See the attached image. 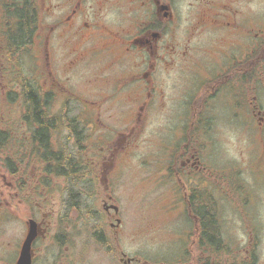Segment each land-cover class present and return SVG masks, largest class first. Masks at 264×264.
Instances as JSON below:
<instances>
[{
    "label": "flooded vegetation",
    "instance_id": "af4514ba",
    "mask_svg": "<svg viewBox=\"0 0 264 264\" xmlns=\"http://www.w3.org/2000/svg\"><path fill=\"white\" fill-rule=\"evenodd\" d=\"M37 4L40 25L33 46L44 85L12 79L19 91L5 97L14 104L22 101L26 110L10 114L8 130H0V161L7 163V174L0 172V193L8 194L11 214H22L11 200L28 203L22 215L24 239L27 222L38 223L32 264H155V253L152 262L139 248L128 254L127 224L117 193L136 142L129 136L140 132L147 115L164 103L159 83L175 69L184 74V84L172 95L174 110L167 126L158 121L154 131L157 140L170 146L167 152L155 147V154L160 172L177 182L169 199L176 200L173 221L184 239L173 260H157L256 264L264 228V12L255 0ZM0 19L5 22L1 10ZM7 27L5 23L0 30L3 57L9 50ZM65 56L70 69L87 64L88 75L79 84L87 87L71 89L67 74L64 81L57 77ZM69 89L92 104L100 97L107 100L68 122L58 102L68 100ZM31 94L43 111L28 109ZM104 103L109 110L127 106L118 112L125 121L122 130L106 123L103 117L110 121L113 114L106 117ZM223 118L236 137L234 152L215 145L223 139L214 121ZM77 121L91 128L87 159L79 149L82 131ZM64 130L76 148L71 157L58 139ZM215 160L220 164L213 165ZM65 180L76 189L66 202ZM54 198H60L55 206ZM164 221L169 227L167 217ZM46 241L51 256L38 262ZM131 242L137 243L135 238ZM153 243L155 252V238Z\"/></svg>",
    "mask_w": 264,
    "mask_h": 264
},
{
    "label": "rangeland",
    "instance_id": "374dc122",
    "mask_svg": "<svg viewBox=\"0 0 264 264\" xmlns=\"http://www.w3.org/2000/svg\"><path fill=\"white\" fill-rule=\"evenodd\" d=\"M255 2L256 6L264 12V0H255ZM255 16L257 18L261 17V15L257 13ZM0 21L2 20L0 19ZM5 23L6 22L4 21L0 23V30H2ZM63 42L66 47V43L68 41L63 39ZM36 48L37 47L31 45L18 49L17 51L13 50L12 53H9L8 51L7 56L5 57L0 56V69L3 72V77L0 80V130H8L9 120L7 117L10 116V114L26 110L22 101L14 104L10 103V99L5 97L6 94L8 95V93H11V90L13 89L19 91L17 84L12 79H15L16 81L22 80L24 82H31L37 86L44 85L43 82H41L42 69H40L39 62L35 57ZM69 48L70 47H68V50ZM65 53L68 52L66 51ZM68 63V56H65L63 66L60 68L61 71H58L57 77L63 79L60 81H64L66 80L67 74L69 77V80L66 81L68 87L76 89V87L81 83L82 77L85 78L88 75L87 64H80L76 68L70 69ZM183 75L184 74L180 73L178 69H175V71L171 73L164 74L163 79L160 80L159 95L164 96V103L159 105V109H156L153 112L151 111V113L147 115V120L140 132L137 131L133 136H129L135 138L136 142L132 148L131 154L128 156L127 168L123 167V172L126 178L124 179L125 183H123L117 193L118 201L127 224L128 254H133V251L139 248L149 262H152L155 253V264H161L159 260H157L160 258H162L165 263L173 260L174 257L177 256L179 245L184 239V234L178 231V226L173 221V217L176 212V200L173 202L172 199H169L171 198V191L177 189V182L167 173H161L160 167L156 162L157 155L155 154V147L163 152H167L170 143L168 141H164L163 143L160 142L157 140L159 139V136L154 134L158 121L159 123L164 124V127L167 126L168 118L171 117V113L174 110L173 103L175 102L172 99V95H178L181 91L180 85L184 84L185 80V78L182 77ZM3 85L6 87L2 88ZM82 86L87 87L88 85L84 84L79 85L78 87ZM71 89H69L70 94H68V100L64 99L62 102H58V110L64 114V119L68 120V122H71V119L79 112L87 111L92 106L97 107L100 105L99 102L102 104L106 99L100 97L99 99H96L97 101L95 104H92L89 102V97L76 95L74 94L75 90ZM3 92L5 95H3ZM73 95L77 97H73L75 99H72ZM81 98H83V101ZM104 105L103 112H107L106 117H108L110 113L113 114L110 121L103 117L106 123L111 125L115 131L122 130V126L125 121L122 119L121 115L118 114V112L125 111V107L127 106L123 105V110H109L107 109L109 104L104 103ZM64 122L66 126V121L64 120ZM214 123L215 127L218 129V137L223 139L221 142L217 141L215 145L220 149L223 148L234 152V148L237 143L230 121L223 118L221 120L218 119L217 121H214ZM77 124L82 131L79 135L81 144V148L79 147V149L81 150L83 157L87 159L86 154L89 152V143L87 138L89 134H91V128L78 121ZM106 132H108V130H106ZM123 132L128 134L129 131L126 130V132ZM58 135L59 142L63 145L64 153L68 157H71L72 153L74 154V150H76V148L74 150L72 148V138L68 136V132L66 130ZM122 141L123 140H120L119 142ZM223 158H225V155ZM220 162L221 161L219 160H215L213 165L218 163L220 164ZM4 164L7 163L0 161V172L4 170V173L7 174V169ZM64 186L68 189L69 193L64 196L63 200L64 202L71 201L72 193H75L76 189H73V183L67 180H65ZM159 189L164 191V194H159ZM246 191L249 192L248 189ZM81 197L86 203V196ZM59 200L60 198H54L52 200L53 204L51 205L55 206ZM8 201H10L8 194L5 193L2 195L0 193V258L1 256L3 258V260L0 259L2 262L0 264L15 263L19 253L21 240L24 239L25 234V226L22 221V215L27 214L26 211L28 210V203H20L18 199L11 200L12 203L15 204V207L22 213L11 214L8 209H12L13 205L8 204ZM66 204L68 205L69 203ZM245 205L248 204L245 203ZM165 217L168 218L169 227L164 223ZM262 217L264 218V215ZM260 235L262 236V241L257 252L259 259L256 261V264H264V228ZM132 238H135L137 242L136 244L131 242ZM154 238L155 252L153 250ZM137 244L140 245V247ZM50 248L51 246L49 241H46L45 249H42V252L37 256L38 262L42 257L51 256V253L47 252Z\"/></svg>",
    "mask_w": 264,
    "mask_h": 264
},
{
    "label": "trees",
    "instance_id": "16d2710c",
    "mask_svg": "<svg viewBox=\"0 0 264 264\" xmlns=\"http://www.w3.org/2000/svg\"><path fill=\"white\" fill-rule=\"evenodd\" d=\"M0 8L4 13L7 27L6 40L9 52L17 51L32 44L39 28V6L37 0H0ZM29 98L27 107L30 111L40 112V103L34 94ZM45 133V132H44Z\"/></svg>",
    "mask_w": 264,
    "mask_h": 264
},
{
    "label": "water",
    "instance_id": "95a60500",
    "mask_svg": "<svg viewBox=\"0 0 264 264\" xmlns=\"http://www.w3.org/2000/svg\"><path fill=\"white\" fill-rule=\"evenodd\" d=\"M28 234L24 240V243L22 245V249L20 252L19 259L17 261V264H32V244L35 238L38 236V223L31 219L28 221Z\"/></svg>",
    "mask_w": 264,
    "mask_h": 264
}]
</instances>
